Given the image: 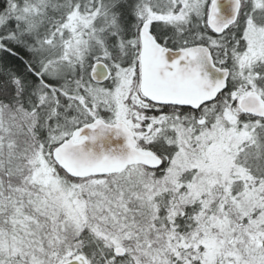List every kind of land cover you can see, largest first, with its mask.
Here are the masks:
<instances>
[{"label":"snow or ice","instance_id":"6c2138e0","mask_svg":"<svg viewBox=\"0 0 264 264\" xmlns=\"http://www.w3.org/2000/svg\"><path fill=\"white\" fill-rule=\"evenodd\" d=\"M0 264H264V0H0Z\"/></svg>","mask_w":264,"mask_h":264}]
</instances>
